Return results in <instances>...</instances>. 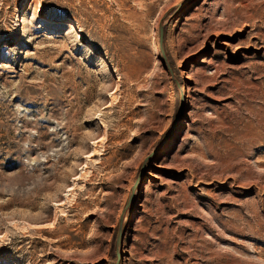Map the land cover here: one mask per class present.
<instances>
[{"label": "rangeland", "instance_id": "1", "mask_svg": "<svg viewBox=\"0 0 264 264\" xmlns=\"http://www.w3.org/2000/svg\"><path fill=\"white\" fill-rule=\"evenodd\" d=\"M0 264H264V0H0Z\"/></svg>", "mask_w": 264, "mask_h": 264}, {"label": "water", "instance_id": "2", "mask_svg": "<svg viewBox=\"0 0 264 264\" xmlns=\"http://www.w3.org/2000/svg\"><path fill=\"white\" fill-rule=\"evenodd\" d=\"M161 29H162V26L159 27V30H160V34H161ZM160 41H161V37H160Z\"/></svg>", "mask_w": 264, "mask_h": 264}, {"label": "bare ground", "instance_id": "3", "mask_svg": "<svg viewBox=\"0 0 264 264\" xmlns=\"http://www.w3.org/2000/svg\"><path fill=\"white\" fill-rule=\"evenodd\" d=\"M112 69V68H111ZM115 73V72H114ZM118 74V73H117Z\"/></svg>", "mask_w": 264, "mask_h": 264}]
</instances>
